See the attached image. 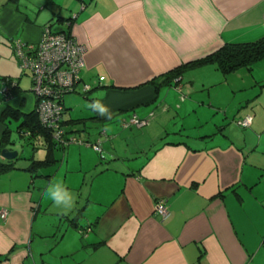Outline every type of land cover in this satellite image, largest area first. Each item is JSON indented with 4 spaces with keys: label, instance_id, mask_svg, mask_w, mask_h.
<instances>
[{
    "label": "crops",
    "instance_id": "0c3cea01",
    "mask_svg": "<svg viewBox=\"0 0 264 264\" xmlns=\"http://www.w3.org/2000/svg\"><path fill=\"white\" fill-rule=\"evenodd\" d=\"M84 2L0 0V80L16 84L8 103L0 98V151L12 152V124L32 150L0 157V264H264V59L226 75L205 64L170 76L224 44L264 38V0ZM58 22L65 29L53 30ZM45 26L84 47L79 78L91 98L76 86L64 99L63 128L86 144L49 152L20 126L35 99L11 49L37 43ZM197 89L207 99H194ZM210 90L239 101L221 105ZM247 116L238 131L232 122ZM56 183L75 198L70 210L47 194Z\"/></svg>",
    "mask_w": 264,
    "mask_h": 264
},
{
    "label": "built area",
    "instance_id": "2783aa9c",
    "mask_svg": "<svg viewBox=\"0 0 264 264\" xmlns=\"http://www.w3.org/2000/svg\"><path fill=\"white\" fill-rule=\"evenodd\" d=\"M78 1L83 5V0ZM12 48L19 61V69L30 77V91L35 99L33 111L40 126L50 132L52 141L58 145L79 144L80 141L74 137L64 138L60 127L63 112L61 99L80 84L79 71L82 68L84 47L77 44L72 38L61 34H52L48 27H44L37 43L15 42ZM3 82L5 84L0 90V98L8 103L11 100L9 98L10 91L16 87V84L8 79H4ZM80 88L82 92L88 90V87L83 84H80ZM249 123L250 118L245 117L237 121L236 125L246 128ZM128 124L140 127L145 123L132 117ZM126 125L124 123L123 127ZM91 147L94 151H98V142ZM153 213L161 219L167 217V209L162 200L154 202ZM4 217L5 211L1 210L0 219H4Z\"/></svg>",
    "mask_w": 264,
    "mask_h": 264
},
{
    "label": "trees",
    "instance_id": "16d2710c",
    "mask_svg": "<svg viewBox=\"0 0 264 264\" xmlns=\"http://www.w3.org/2000/svg\"><path fill=\"white\" fill-rule=\"evenodd\" d=\"M84 1H86V0H83V3H85ZM45 27H47V26H45ZM52 34L64 35V33H62V32L61 33H52ZM64 36H66V35H64ZM66 37H68V36H66ZM262 59H264V38H261L258 41L252 42V43L224 44L218 50H216L215 52L211 53L210 55L204 57L203 59L193 61L191 63L183 65L179 69H176L175 71L170 73L171 74L170 76H171V78L179 77L180 74H182L180 72L183 71L185 67H188V66L195 67V66H201V65H205V64H213L220 73H222L223 75H226L228 73L234 72V71L241 69V68L248 69L252 64H254L257 61H260ZM79 80H80V78H79ZM80 84H83V83H81V81H80ZM80 84L76 85V86H79V91H80L79 95H83V97L86 99L85 96L89 92L90 89L86 85L88 87V90L82 92L81 88H80ZM83 85H85V84H83ZM75 87L73 88V91H74ZM71 93H67L61 99V105L63 108V112H62V117H61V121H60V127L64 133V138L74 137L80 141V143H79L80 145L86 144V142L79 139V137L71 135L68 133V132H72V131L67 132L63 128V125L65 123V121L63 119L64 114H65L64 99L68 94H71ZM94 118L98 119V120H103V118L100 116H94ZM27 120L28 121H25V122L23 121L20 126L29 127V131L27 132L28 136L37 135V136L41 137L43 139V141L46 143L45 148L48 150V152L50 151V149L55 148L57 146H59L62 149L67 147V146L58 145L52 141L50 132L40 126V124L38 123V120L35 116L34 111H32V113L28 116ZM93 145L94 144H92L90 146H93ZM98 145H99V143H98ZM99 151H100V146H99V150L96 152H99ZM47 163H48L47 160H45L43 162H33L32 166L45 165ZM263 247H264V239H263Z\"/></svg>",
    "mask_w": 264,
    "mask_h": 264
},
{
    "label": "rangeland",
    "instance_id": "374dc122",
    "mask_svg": "<svg viewBox=\"0 0 264 264\" xmlns=\"http://www.w3.org/2000/svg\"><path fill=\"white\" fill-rule=\"evenodd\" d=\"M64 24H65V22H58L57 23V26H55V27H53L52 29L53 30H55L56 29V27H57V29L56 30H58V29H60L61 28V26L65 29V26H64ZM2 48H0V51H2L1 50ZM12 49V53H13V57L14 58H16L17 59V56L14 54V52H13V48H11ZM18 60V59H17ZM4 63H7V61L6 62H3L2 63V60L0 61V77H3V76H6V73H4V70L5 69H7V66H6V64H4ZM237 73V72H236ZM18 75H20V88L23 90V91H25V92H28L29 90H30V86H31V84H30V80L28 79L29 77H27L28 76V74H26L25 72H24V74H22L20 71H19V69H18V73H17ZM22 74V75H21ZM232 75H234V74H232ZM235 77V76H234ZM236 82H239L238 80H237V78H233ZM4 79L2 80H0V90L4 87ZM248 83V79L246 78V84ZM242 86H244V85H242ZM244 88H247V85L246 86H244ZM199 90H201V89H197V93L195 94V95H193L194 96V99H198V100H200V99H207V92L204 90V91H199ZM264 93V92H263ZM262 93V95L259 97V99H263V97H264V94ZM240 94V92H237L236 93V97L233 99V97H229V96H225V95H218V96H216L215 94H214V91H212V90H210V94H209V99H217L218 100V102L221 104V105H233V104H236L238 101H239V99H237V96ZM243 96H245V97H249V96H253V95H251V91H248V90H246V89H244V92H243ZM86 99H91V98H89V94L87 93L86 94ZM82 98H84L83 97V95H80V97H79V99H82ZM66 100V99H65ZM65 102V101H64ZM79 103H83V101L82 100H79L78 101ZM76 103H77V101H76ZM205 104H206V102H205ZM82 113H81V115L82 116H85L86 114H85V112H83V111H81ZM190 115H192V116H190ZM190 115H187V116H185V120H184V123L186 124V126H190L191 124H192V118L191 117H194V115L193 114H190ZM247 117H249V116H247ZM244 119V118H243ZM236 121L237 120H235L234 121V123L232 122V124H233V126L239 131V130H241L237 125H236ZM88 123H90V121H87ZM14 127H15V124H12V126H10V130H11V134H10V138L12 139V141H14V144L13 145H11V149H12V152L14 151V152H17V154H18V156L20 157V159H22V157H29L30 155H32V150L29 148V147H27L26 145H25V143L23 142V141H21V139L18 137V135L16 134V132L14 131ZM208 128V126H206V128L205 129H207ZM95 131V129H94V127H92L91 129H89V130H87V132L89 133V132H94ZM195 131H196V129H195ZM191 132V131H190ZM79 134H82L81 132L79 133ZM12 147H14V149L12 148ZM54 154H56V155H59V151H57V150H55L54 151ZM22 163V162H21ZM45 168H42V169H40V170H44ZM263 250H264V247H263Z\"/></svg>",
    "mask_w": 264,
    "mask_h": 264
},
{
    "label": "clouds",
    "instance_id": "9594fccd",
    "mask_svg": "<svg viewBox=\"0 0 264 264\" xmlns=\"http://www.w3.org/2000/svg\"><path fill=\"white\" fill-rule=\"evenodd\" d=\"M89 107L92 109L99 108L100 110L98 114H103L105 111L104 108H100L99 101H95L94 103L89 105ZM54 185L55 191H53V184H49V187L47 189V194L50 195L54 206H56L57 208H63L64 210H70L75 204V198L60 183H56Z\"/></svg>",
    "mask_w": 264,
    "mask_h": 264
},
{
    "label": "water",
    "instance_id": "95a60500",
    "mask_svg": "<svg viewBox=\"0 0 264 264\" xmlns=\"http://www.w3.org/2000/svg\"><path fill=\"white\" fill-rule=\"evenodd\" d=\"M0 157L6 161H9L16 157V152H9L8 150H1Z\"/></svg>",
    "mask_w": 264,
    "mask_h": 264
}]
</instances>
